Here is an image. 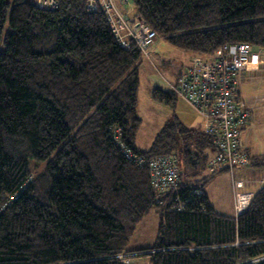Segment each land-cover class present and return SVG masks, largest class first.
Returning a JSON list of instances; mask_svg holds the SVG:
<instances>
[{
    "label": "trees",
    "instance_id": "16d2710c",
    "mask_svg": "<svg viewBox=\"0 0 264 264\" xmlns=\"http://www.w3.org/2000/svg\"><path fill=\"white\" fill-rule=\"evenodd\" d=\"M55 2L0 0V264H124L130 254L148 264H264V185L237 215L217 213L182 175L207 163L210 138L175 115L138 147L141 51L132 40L117 44L100 7ZM131 4L157 37L190 55L241 42L264 49V0ZM152 97L171 107L176 99L159 87ZM122 148L172 155L177 165L179 153L177 188L158 196L147 166ZM246 153V165L264 168V154ZM152 210L154 243L128 250Z\"/></svg>",
    "mask_w": 264,
    "mask_h": 264
},
{
    "label": "built area",
    "instance_id": "2783aa9c",
    "mask_svg": "<svg viewBox=\"0 0 264 264\" xmlns=\"http://www.w3.org/2000/svg\"><path fill=\"white\" fill-rule=\"evenodd\" d=\"M128 4L131 0H120ZM40 6L54 7L55 0H37ZM100 7L118 45L129 47L132 40L141 53L150 59L149 47L156 33L136 15L120 11L113 0H86V8ZM261 50L241 42L224 44L213 54L192 56L185 71L174 82H167V90L182 98L203 119L202 131L209 136L215 150L208 165L214 171L248 163L245 136L251 119L250 101L241 97V76L249 65H259ZM244 81V80H243ZM125 157L147 166L151 186L161 196L175 190L178 184V165L172 155H157L148 159L122 148ZM235 184V183H234Z\"/></svg>",
    "mask_w": 264,
    "mask_h": 264
},
{
    "label": "rangeland",
    "instance_id": "374dc122",
    "mask_svg": "<svg viewBox=\"0 0 264 264\" xmlns=\"http://www.w3.org/2000/svg\"><path fill=\"white\" fill-rule=\"evenodd\" d=\"M30 1L37 2V0ZM130 3L131 1H128L129 5ZM154 40V45L152 43L149 47L151 60L142 54L138 67L136 111L140 118V125L137 130L136 140L143 148H147L150 145L156 132L173 115L187 128L202 130L203 126V119L182 98L176 96L175 104L171 107L169 104L155 100L152 97L153 88L159 87L167 90V82H174L176 80L178 73L188 66L189 57L200 55H190L187 52L176 49L167 44L160 36H156ZM261 52L259 65L261 69H264V49ZM158 56L161 62L156 61ZM260 72L262 73L258 75L253 73L249 78L250 82L240 86L239 90L242 97L264 95V71ZM253 104L251 105L250 140L254 141L255 147L264 150V99H260ZM204 152L208 156V163V160L213 158L215 150L209 147ZM177 161H179V166L180 164L182 165L179 153ZM207 163L201 166L194 174L183 173L182 175L195 185L203 187V190L209 195L210 201L217 213L230 216L231 207L234 210V203L236 202L235 191L232 187H230V190L224 187L225 180L223 181V185H219L216 181L225 176L226 171H214ZM246 208L247 206L243 210ZM243 210L241 209L240 212ZM157 227L158 214L155 210H152L137 225L128 242L127 249L135 250L151 246L156 238ZM130 255H121L119 258L124 264H148L146 257L142 255L141 257ZM258 258L244 261V263H253Z\"/></svg>",
    "mask_w": 264,
    "mask_h": 264
},
{
    "label": "crops",
    "instance_id": "0c3cea01",
    "mask_svg": "<svg viewBox=\"0 0 264 264\" xmlns=\"http://www.w3.org/2000/svg\"><path fill=\"white\" fill-rule=\"evenodd\" d=\"M113 1L115 3L116 7L120 11H122L124 13H128V15H131V16L136 15L135 9L131 3L129 5V4H122L120 0H113ZM153 45H154V43H153ZM150 57H151V55H150ZM190 57H189V59H190ZM150 60H151V58H150ZM156 61L161 62V59L159 56L156 58ZM185 69L182 70L181 72H179L178 76L180 74H182L185 71ZM260 71H264V69H261L260 65H255V64L249 65L248 69L241 76L242 81L239 84V88L242 84H247L250 82L249 78L251 77V75L253 73H256V75H258V74L262 73ZM239 92H240V90H239ZM240 95L242 97L241 92H240ZM262 97H264V95H254V96H249L247 98H245L243 96L244 99H247L251 102L250 107L253 103L255 104V102L259 101L260 99H264ZM248 125H249V132L245 136V141H246L247 152H248L249 157L264 154V150H261V148L255 147L254 141L250 140L251 119H250V122ZM136 145L140 148H143L142 146H140V144L137 142V140H136ZM223 171H226L225 176H223L219 181L218 180H216V181H217V183H219V185H223V181L225 180L224 187L227 190H230V187H232V189L235 191L234 193H235V197H236V202L234 203V210L232 207L230 210L231 216H235L241 211V209L243 210L246 206H248L249 201L251 200V198L255 194V192H257V190L262 185H264V168L252 166V165H246V166H235L232 169L231 173L228 172L227 170H223ZM204 193L208 197V200H209L211 206L213 207V205L210 201L209 195H207L206 191H204Z\"/></svg>",
    "mask_w": 264,
    "mask_h": 264
},
{
    "label": "water",
    "instance_id": "95a60500",
    "mask_svg": "<svg viewBox=\"0 0 264 264\" xmlns=\"http://www.w3.org/2000/svg\"><path fill=\"white\" fill-rule=\"evenodd\" d=\"M241 264H251V263H250V262H245V263L243 262V263H241Z\"/></svg>",
    "mask_w": 264,
    "mask_h": 264
}]
</instances>
